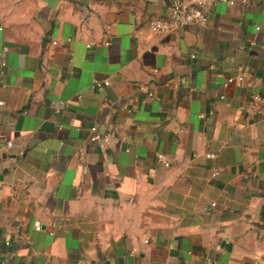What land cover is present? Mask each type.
<instances>
[{
	"label": "crops",
	"instance_id": "obj_1",
	"mask_svg": "<svg viewBox=\"0 0 264 264\" xmlns=\"http://www.w3.org/2000/svg\"><path fill=\"white\" fill-rule=\"evenodd\" d=\"M171 1L0 0V264H264V0Z\"/></svg>",
	"mask_w": 264,
	"mask_h": 264
},
{
	"label": "built area",
	"instance_id": "obj_2",
	"mask_svg": "<svg viewBox=\"0 0 264 264\" xmlns=\"http://www.w3.org/2000/svg\"><path fill=\"white\" fill-rule=\"evenodd\" d=\"M216 2H227L230 5L234 4V0H215ZM242 3H245V0H242ZM87 8L92 7V0H86ZM205 3L203 0H195L193 2L185 1V0H172L169 6L168 15L164 18H155L149 23V29L153 33L158 34H171L187 25H197L204 26L207 23V17L204 11ZM259 28H257L258 30ZM56 42H53L55 45ZM107 45L106 43H104ZM254 39L250 40L249 45H254ZM91 44L87 45V48H90ZM7 52V48L3 49V54ZM195 51L192 52L191 58H195ZM7 63L5 58L3 57L0 63V84L3 83L4 77L6 75ZM154 73L157 70L153 71ZM244 81L243 76L238 75L236 78H229L226 82V85L237 82L242 83ZM108 86L107 81H98L95 80L92 84V89H100L102 87ZM141 91L146 92L148 95H151L149 91H147L144 87L140 88ZM260 97L256 94L251 95V102L256 103L260 102ZM2 102H0V106ZM64 106V102L59 103V108L62 109ZM91 133L90 141L96 142L98 140L97 128L92 126L89 129ZM108 136H111L109 134ZM8 149H13L16 146L12 142H7L5 145ZM18 155L20 157L24 156V152L19 150ZM213 154H207L206 158H212ZM156 161L162 164L164 167H169V162L165 159L162 154H158L156 156ZM216 176V173L213 174V177ZM34 228L36 231H41L42 226L40 223H35ZM6 246L9 245V242L5 243Z\"/></svg>",
	"mask_w": 264,
	"mask_h": 264
},
{
	"label": "water",
	"instance_id": "obj_3",
	"mask_svg": "<svg viewBox=\"0 0 264 264\" xmlns=\"http://www.w3.org/2000/svg\"><path fill=\"white\" fill-rule=\"evenodd\" d=\"M3 157L5 158L6 156L4 155Z\"/></svg>",
	"mask_w": 264,
	"mask_h": 264
}]
</instances>
